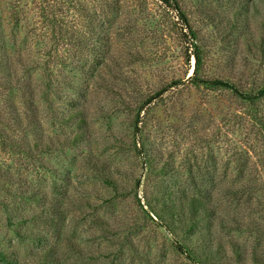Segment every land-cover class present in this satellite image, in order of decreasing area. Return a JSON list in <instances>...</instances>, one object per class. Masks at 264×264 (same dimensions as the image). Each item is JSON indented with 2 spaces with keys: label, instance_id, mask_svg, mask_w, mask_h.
<instances>
[{
  "label": "rangeland",
  "instance_id": "1",
  "mask_svg": "<svg viewBox=\"0 0 264 264\" xmlns=\"http://www.w3.org/2000/svg\"><path fill=\"white\" fill-rule=\"evenodd\" d=\"M6 1L0 16L11 53L49 66L33 78L50 84V100L39 107L40 135L51 149L33 162L0 145V170L11 180L0 178V249L26 264L49 246L56 264H194L153 209L199 192L219 217L207 238L223 251L213 264H263L264 97L251 104L188 82L187 30L158 0H23L17 24ZM181 2L204 55L201 74L242 91L262 88L264 0ZM96 14L106 20L117 61L78 70L92 56L75 42L87 41ZM71 111L83 114V140L63 145L77 131L61 120ZM23 186L46 193L54 206L48 218H40L37 201L6 193ZM231 240L256 258L238 259Z\"/></svg>",
  "mask_w": 264,
  "mask_h": 264
},
{
  "label": "trees",
  "instance_id": "2",
  "mask_svg": "<svg viewBox=\"0 0 264 264\" xmlns=\"http://www.w3.org/2000/svg\"><path fill=\"white\" fill-rule=\"evenodd\" d=\"M24 1H6L8 5L7 13L14 24H17L20 20V15H18L19 8ZM158 1L164 6L165 10L174 12L182 27L187 30L183 33V37L189 44L186 49L190 50L189 52L186 51L185 58L187 61H189L190 57L194 59L192 72L187 77L188 82L195 87H203L210 90H228L251 104L264 97V86L258 89L256 93H251L242 91L235 83L229 80L204 77L201 74L204 59L202 48L197 44V33L189 22L181 0ZM99 17L96 14V16L90 18L87 41H84V43H81L82 41L75 42L77 48L87 49L92 56L90 60L80 59L75 66L78 70H86V68H91L92 70L95 66L105 69L110 63L117 61V57L112 50L109 27L106 24V20ZM1 21L2 17L0 16V145L6 146L16 153L25 154L27 159L34 162L39 155L47 153L51 147L49 146L50 143H46L45 138L40 135L42 120L39 107L40 101L47 102L50 100L49 93H46L50 89V84L44 83L40 87L36 86L33 71L38 67L46 69L49 66L32 55L24 56L20 53H11L13 52L11 43L6 39V35L10 32H4L5 27ZM178 83L179 81L173 82L175 85ZM38 87L42 89L39 90ZM44 89L47 90L45 91ZM165 90L161 89L160 91L163 92ZM64 99L71 107H74L72 103L74 99L72 97L66 96ZM82 115L80 111H71L62 117V121L77 130L63 142V145H77L83 140V128L86 122ZM0 178L5 182L11 181L10 177L6 176V172L1 170ZM0 189L5 190V187L0 185ZM16 192L12 194L7 191L6 193L22 200L25 199V202L37 201V203L41 204L42 214L40 218H48L47 213L54 210V206L50 207L48 205L49 201L46 193L34 186H23L17 188ZM240 192H245L244 188H241ZM170 193L169 191L167 194L170 195ZM199 194L198 192L191 196L184 195V198L180 200H175L173 197L166 199L170 203L163 199L157 209H153V212L161 226L177 239L176 248L187 259L194 262V264H213L217 262V258H220L223 251L217 246H209L207 238L213 222H217L219 217L209 207L203 198L204 196ZM1 203L6 213H8L7 218L10 221L11 216L7 210L8 208H6V203ZM21 218L20 222L26 220L24 216ZM227 221L224 217L221 219L223 225H228ZM233 222L235 225L232 229L240 230V223L238 221ZM13 230L20 234L19 229L13 227ZM37 240H40V238L37 237ZM230 248L238 259H243L246 254L256 258L255 251L246 252L237 241L231 240ZM57 262V255L52 252L51 246H49L36 257L35 264H56ZM0 264L26 263H23L13 251L0 249Z\"/></svg>",
  "mask_w": 264,
  "mask_h": 264
}]
</instances>
